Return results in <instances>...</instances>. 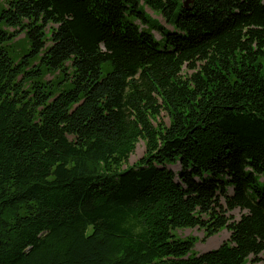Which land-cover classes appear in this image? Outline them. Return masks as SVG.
I'll return each mask as SVG.
<instances>
[{
    "label": "trees",
    "instance_id": "1",
    "mask_svg": "<svg viewBox=\"0 0 264 264\" xmlns=\"http://www.w3.org/2000/svg\"><path fill=\"white\" fill-rule=\"evenodd\" d=\"M261 177L264 0H0V264H264Z\"/></svg>",
    "mask_w": 264,
    "mask_h": 264
},
{
    "label": "rangeland",
    "instance_id": "2",
    "mask_svg": "<svg viewBox=\"0 0 264 264\" xmlns=\"http://www.w3.org/2000/svg\"><path fill=\"white\" fill-rule=\"evenodd\" d=\"M148 15L153 18L157 19L161 24H163V21L160 17H157L154 14H151L147 12ZM157 37V36H156ZM23 35H19L14 42H20L19 50L17 51V54H22L25 49L26 45L22 42ZM183 75H190V72H187V70L184 68ZM57 79L56 76L52 75H46L44 77V82H54V80ZM59 88L65 89V84L56 85L55 91H59ZM159 121L166 124L167 123V117L164 112L160 114ZM144 143L142 141H139L135 147L134 152L131 154V156L128 159L127 167L132 166L134 163H136L144 154ZM126 167V166H125ZM124 168V167H123ZM258 182L260 183V186L263 187L264 185V178H259ZM231 192V191H230ZM245 211H242L240 209H235L228 213V216H231L234 221H238L241 215L245 214ZM175 235L178 239H186V238H192L197 239L194 247L192 249L191 255H200L206 252H209L211 250L217 249L222 243L226 242L229 239V232L227 230H222L216 235L204 240L203 238V232L197 228L194 229H181L175 232ZM203 240V241H202Z\"/></svg>",
    "mask_w": 264,
    "mask_h": 264
},
{
    "label": "water",
    "instance_id": "3",
    "mask_svg": "<svg viewBox=\"0 0 264 264\" xmlns=\"http://www.w3.org/2000/svg\"><path fill=\"white\" fill-rule=\"evenodd\" d=\"M188 3H185V6H187Z\"/></svg>",
    "mask_w": 264,
    "mask_h": 264
}]
</instances>
